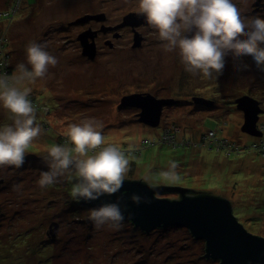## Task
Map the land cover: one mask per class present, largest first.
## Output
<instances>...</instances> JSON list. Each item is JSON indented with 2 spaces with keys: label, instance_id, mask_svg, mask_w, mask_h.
<instances>
[{
  "label": "rangeland",
  "instance_id": "rangeland-1",
  "mask_svg": "<svg viewBox=\"0 0 264 264\" xmlns=\"http://www.w3.org/2000/svg\"><path fill=\"white\" fill-rule=\"evenodd\" d=\"M88 1L83 11L92 7ZM75 7L66 0H0V59L13 67L11 75L17 64L27 63L25 49L30 41L46 42V50L59 61L46 77L24 85L32 89L29 99L36 102L37 123L45 134L29 146L33 155H26L22 168H0V181L4 179L0 264L218 263L197 257L205 242L191 237L185 227L157 228L143 235L140 228L124 222L119 230H96L88 219L89 209L85 208L81 221L68 210L71 183L39 185L40 172L47 170L46 148L65 144L68 125L85 118L103 123L105 145L115 144L126 152L132 146L138 148L129 157L128 178L150 176L156 185L212 190L233 201L234 215L249 232L264 237V149L258 147L264 144V71L251 56H243V65L236 70L238 65L233 63L227 77L184 81L185 90L199 82L200 95L213 98L220 107L198 109L188 103L192 98L184 92L172 95L177 103L164 109L159 126L148 125L140 122V111L118 106L134 90L178 88L169 76L174 68L144 58L136 67L122 65L113 71L105 60H84L74 42L79 28L63 27L81 10V5ZM155 66L165 76L156 81L144 78L159 72ZM220 89L227 94L220 95ZM244 93L261 101L263 112L257 122L261 136L242 130L244 112L236 100ZM8 116L0 107V125L11 123ZM169 161L179 166L176 180L159 175ZM55 223L53 239L49 232Z\"/></svg>",
  "mask_w": 264,
  "mask_h": 264
},
{
  "label": "clouds",
  "instance_id": "clouds-1",
  "mask_svg": "<svg viewBox=\"0 0 264 264\" xmlns=\"http://www.w3.org/2000/svg\"><path fill=\"white\" fill-rule=\"evenodd\" d=\"M248 5L249 0H138L137 12L156 30L165 53L176 52L191 76L211 80L222 75L229 55L234 60L251 56L264 71V17L246 15ZM46 48V42L30 41L25 49L27 63L17 64L11 76L0 73V107L11 120L0 125V168H22L29 146L45 134L43 125L37 123V106L29 99L32 89L24 85L46 77L49 68L58 65V58ZM102 129L103 123L96 118L70 123L66 143L46 148L43 161L47 170L40 172L39 185L65 180L72 184L70 195L76 202L121 192L130 171L129 157L138 148L132 146L126 152L115 144L105 145ZM178 167L169 161L159 175L176 180ZM143 182L152 189L153 198H158L150 176ZM129 198L137 205L151 202L139 193ZM121 199L88 210L96 230L123 226Z\"/></svg>",
  "mask_w": 264,
  "mask_h": 264
},
{
  "label": "water",
  "instance_id": "water-1",
  "mask_svg": "<svg viewBox=\"0 0 264 264\" xmlns=\"http://www.w3.org/2000/svg\"><path fill=\"white\" fill-rule=\"evenodd\" d=\"M83 45V54L93 58L95 49L87 44L86 40H83ZM171 101L137 93L124 96L120 107H140V121L158 126L163 106ZM236 103L238 109L244 112L242 130L261 136L262 132L257 127L259 114L263 112L260 102L252 96L244 95L237 99ZM156 186L158 198H153L152 189L143 182L142 177L128 178L121 192L112 196L105 195L99 200L82 202L93 208L102 202H115L118 197H122L120 203L125 218L144 232H151L160 227H185L192 233L193 238L205 241V256L218 261V264H264V237L249 232L238 220L233 213V201L209 189L165 184ZM185 188L206 190L214 195L191 196L186 194L188 190ZM132 193L146 196L151 202L134 204L129 198ZM54 225L55 228L51 227L49 232L53 239L58 224Z\"/></svg>",
  "mask_w": 264,
  "mask_h": 264
},
{
  "label": "flooded vegetation",
  "instance_id": "flooded-vegetation-1",
  "mask_svg": "<svg viewBox=\"0 0 264 264\" xmlns=\"http://www.w3.org/2000/svg\"><path fill=\"white\" fill-rule=\"evenodd\" d=\"M88 0H66L67 5H81V10L76 11L74 14L75 18L70 20L68 24L63 27L79 28L80 31L75 35L74 42L79 46L82 58L90 61H104L110 63L113 66V71H116L122 65H130L136 67L137 63L143 60L151 61L156 60L158 63L161 61L167 62L171 69L174 68V73H170L169 76L172 78L171 81H175V86L178 88L162 86L160 89L149 91L145 90H134L128 92L130 94H150L157 99H171L169 104H166L162 108L161 118L158 126L162 123L164 109L168 106H173L177 103L172 95H182L186 92L187 95L191 96V100L188 103L194 104L198 109L207 110L209 107L217 108L220 107L217 101L213 98L206 97L199 91V82L202 78L193 77L184 70L182 63L180 62L179 56L176 52L165 53L161 48L162 42L158 39V33L155 29L151 28L144 17L137 12L138 0H91L88 1L92 7L85 10L86 2ZM250 10L246 15L252 16L260 14L264 17V0H249ZM85 7H84V6ZM27 19V16H23ZM83 40H86L87 44L91 45L95 49V56L91 58L88 55L83 54ZM87 58V59H86ZM231 55L226 60V65L222 75L228 76L232 64L240 67L242 64V57L234 60ZM136 62L134 63V61ZM99 62V61H98ZM148 63V64H149ZM149 69L152 72L151 67ZM154 70L159 71L152 74V78L144 77L149 80H158L165 75L160 73L162 68L155 66ZM221 76V75H220ZM195 87L184 89V81H196ZM219 94L226 95L221 89L218 90ZM249 95V93H244ZM180 101V100H178ZM261 102V101H260ZM119 109L132 108L141 112V108L133 105L118 106ZM142 122V121H140ZM205 242V241H204Z\"/></svg>",
  "mask_w": 264,
  "mask_h": 264
},
{
  "label": "trees",
  "instance_id": "trees-1",
  "mask_svg": "<svg viewBox=\"0 0 264 264\" xmlns=\"http://www.w3.org/2000/svg\"><path fill=\"white\" fill-rule=\"evenodd\" d=\"M15 9V8H14ZM9 15H11V12H7ZM5 59V58H4ZM11 69H13V67L12 66H8V64L1 58L0 59V73H7L9 76H11V73H12V71L13 70H11ZM31 96V95H30ZM29 96V97H30ZM35 101V100H34ZM34 104H36V102H33ZM37 106V105H36ZM27 154H31V155H33L32 153H31V151H28L27 150ZM4 182V179H2V183ZM2 183L0 184V188H1V186H2ZM185 189H187L188 191H187V193L186 194H188V195H191V196H197V195H202V194H210V195H214L213 193H211V192H209V191H206V190H197V189H188V188H185ZM180 197H181V195H180ZM72 200V201H71ZM68 203H69V207H68V210H71L70 212L72 213V215L75 217V219L76 220H82L83 218H82V216H83V213H85L86 211H85V208H87V209H91L89 206H87L84 202H82V201H80V202H77L78 204H76L75 203V201L73 200V199H71V196H69V199L68 200H66ZM231 203V202H230ZM233 207V206H232ZM76 212V213H75ZM125 223H128V224H130L131 226H135L130 220H128V219H126L125 218V221H124ZM136 227V226H135ZM174 228H176V226H173ZM137 228H139V227H137ZM159 229H162V230H165V229H168L167 227H160ZM143 234V235H151V233H153V231L152 232H142L141 230H140V234ZM192 233L190 232V235H191ZM191 237H192V235H191ZM204 244V243H203ZM202 249H203V253L202 254H200V255H198L197 257H200V258H207L206 256H205V254H206V243H205V246H203L202 247ZM210 259H212V258H210ZM213 260V259H212ZM212 262H214V261H212ZM218 264V263H217Z\"/></svg>",
  "mask_w": 264,
  "mask_h": 264
},
{
  "label": "built area",
  "instance_id": "built-area-1",
  "mask_svg": "<svg viewBox=\"0 0 264 264\" xmlns=\"http://www.w3.org/2000/svg\"><path fill=\"white\" fill-rule=\"evenodd\" d=\"M13 13H14V10H13ZM218 142H220V140H218ZM258 147L264 149V144L259 143Z\"/></svg>",
  "mask_w": 264,
  "mask_h": 264
}]
</instances>
